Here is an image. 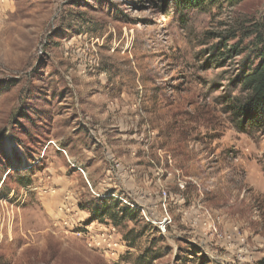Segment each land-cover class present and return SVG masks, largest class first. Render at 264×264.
Listing matches in <instances>:
<instances>
[{
    "label": "rangeland",
    "instance_id": "1",
    "mask_svg": "<svg viewBox=\"0 0 264 264\" xmlns=\"http://www.w3.org/2000/svg\"><path fill=\"white\" fill-rule=\"evenodd\" d=\"M258 36L264 0H0V264H264V131L228 110Z\"/></svg>",
    "mask_w": 264,
    "mask_h": 264
},
{
    "label": "trees",
    "instance_id": "2",
    "mask_svg": "<svg viewBox=\"0 0 264 264\" xmlns=\"http://www.w3.org/2000/svg\"><path fill=\"white\" fill-rule=\"evenodd\" d=\"M244 0H163L166 5H171L174 12L185 19L190 11H200L209 13L212 10L233 9L240 5ZM253 33H248L245 37H252ZM254 43L256 51L254 63L247 67L237 79V88L241 95L233 97L232 105L228 110L233 117L237 130L246 131L247 128H253L258 131H264V40L258 36ZM231 44L230 49L226 45ZM220 53V51H222ZM217 54L231 59L240 53L236 51L233 44V38L224 41L221 50ZM9 86L0 82V95L8 90ZM112 202V203H111ZM94 201L91 205V221H101L108 217L111 222L118 226L120 221L130 218L128 209H121V215L117 214V201ZM113 204V205H112Z\"/></svg>",
    "mask_w": 264,
    "mask_h": 264
},
{
    "label": "built area",
    "instance_id": "3",
    "mask_svg": "<svg viewBox=\"0 0 264 264\" xmlns=\"http://www.w3.org/2000/svg\"><path fill=\"white\" fill-rule=\"evenodd\" d=\"M58 149V148H57ZM59 150V149H58ZM62 151V150H61ZM63 152V151H62ZM115 199H117V200H119L120 202H123L126 206H129V207H133L129 202H127L125 199H122V198H120V197H117V198H115ZM134 208V207H133ZM169 222V221H168ZM166 223H167V219H163L161 222H159L158 223V226H160L159 227V229H160V231H161V233L164 235V233H165V228H166Z\"/></svg>",
    "mask_w": 264,
    "mask_h": 264
},
{
    "label": "crops",
    "instance_id": "4",
    "mask_svg": "<svg viewBox=\"0 0 264 264\" xmlns=\"http://www.w3.org/2000/svg\"><path fill=\"white\" fill-rule=\"evenodd\" d=\"M86 180V176L83 177Z\"/></svg>",
    "mask_w": 264,
    "mask_h": 264
}]
</instances>
